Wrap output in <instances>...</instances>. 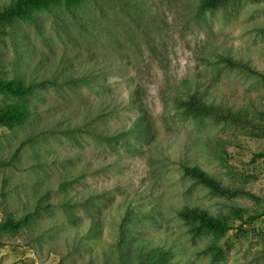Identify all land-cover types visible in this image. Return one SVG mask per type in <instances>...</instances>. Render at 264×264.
<instances>
[{
	"label": "rangeland",
	"instance_id": "rangeland-1",
	"mask_svg": "<svg viewBox=\"0 0 264 264\" xmlns=\"http://www.w3.org/2000/svg\"><path fill=\"white\" fill-rule=\"evenodd\" d=\"M259 74L264 0H55L0 25V78L30 86L0 95L26 110L0 126V224L23 222L0 264H264ZM190 93L220 117L186 112Z\"/></svg>",
	"mask_w": 264,
	"mask_h": 264
},
{
	"label": "trees",
	"instance_id": "trees-1",
	"mask_svg": "<svg viewBox=\"0 0 264 264\" xmlns=\"http://www.w3.org/2000/svg\"><path fill=\"white\" fill-rule=\"evenodd\" d=\"M55 0H13L10 4L0 8V25L10 21L13 18L28 19L30 17L31 9H42L48 3ZM66 4L72 3L75 0H64ZM229 0H201V6L208 9H215ZM229 65L233 66V62L230 59H224ZM260 80L264 82V75H258ZM183 86H187L186 83ZM30 86L23 83L20 80H6L0 78V95L5 97H11L21 99L25 95L29 94ZM178 100H182L186 105V112L192 114L217 115L219 112L213 110L212 107L206 106L200 100L195 93L186 94V98H182V95L177 96ZM26 117L25 108L19 103H9L0 106V126L14 127L20 125ZM184 175L193 179L196 183L201 184L209 188L214 193H224V189L221 184L214 178L207 175L205 171L196 165H181ZM181 218L196 222L198 228H206L210 231L217 233H224L231 228V225L224 220L212 217L206 212L198 209H183L178 212ZM23 225L21 220L18 221H5L0 224V230L16 231ZM217 251V249H215Z\"/></svg>",
	"mask_w": 264,
	"mask_h": 264
}]
</instances>
